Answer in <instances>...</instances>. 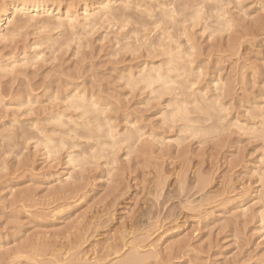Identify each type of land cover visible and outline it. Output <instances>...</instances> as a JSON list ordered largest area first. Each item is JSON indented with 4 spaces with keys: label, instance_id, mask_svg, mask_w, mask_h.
Listing matches in <instances>:
<instances>
[{
    "label": "rangeland",
    "instance_id": "rangeland-1",
    "mask_svg": "<svg viewBox=\"0 0 264 264\" xmlns=\"http://www.w3.org/2000/svg\"><path fill=\"white\" fill-rule=\"evenodd\" d=\"M39 1L50 14L14 9L0 32V264H264L259 161L251 148L241 154L238 138L202 150L144 123L111 177L86 159L73 173L61 150L75 143L84 155L78 124L97 111L123 108L118 123H136L133 69L187 64L205 72L197 89L224 80L255 96L264 88L259 9L249 18L231 0ZM65 16L78 17L75 29L60 26ZM37 143L61 154L49 162Z\"/></svg>",
    "mask_w": 264,
    "mask_h": 264
},
{
    "label": "clouds",
    "instance_id": "clouds-1",
    "mask_svg": "<svg viewBox=\"0 0 264 264\" xmlns=\"http://www.w3.org/2000/svg\"><path fill=\"white\" fill-rule=\"evenodd\" d=\"M227 7L249 18H253L251 8L257 7L259 18L264 20V0H231ZM20 15H24V12L21 11ZM131 71L133 76L137 71L140 75L130 84L128 99L131 101L143 96L140 108L135 110L138 112L136 123H118L117 116L124 111L123 108L93 113L91 125L87 122L78 124L82 135L76 139L78 142L83 141L81 148L84 149V155H80L75 143L68 145L62 149L64 164L73 173H78V163L86 159L93 172L103 169L111 177L117 164L123 162L118 161L119 153L131 149L129 136L140 135L144 123L162 129L165 133L174 129L179 134L177 140L180 143L196 141L202 150L218 149L227 139L236 137L241 142V154L251 148L252 155L259 161L253 175L259 182L258 204L264 208V88L259 91L253 89L255 96H252L246 90L236 92L230 81L221 80L197 89L196 85L206 79L205 72L192 73L187 64L179 72L171 68ZM177 109L180 110L179 115ZM149 113L154 115L149 116ZM100 143L105 145L103 150L92 147ZM37 147L47 152L49 162L61 154L42 143H37ZM90 147L92 150L88 151ZM261 216L264 217V212Z\"/></svg>",
    "mask_w": 264,
    "mask_h": 264
},
{
    "label": "bare ground",
    "instance_id": "bare-ground-1",
    "mask_svg": "<svg viewBox=\"0 0 264 264\" xmlns=\"http://www.w3.org/2000/svg\"><path fill=\"white\" fill-rule=\"evenodd\" d=\"M23 1V0H22ZM56 1V0H55ZM156 1V0H155ZM159 1V0H158ZM166 1V0H165ZM171 1V0H170ZM181 1V0H180ZM194 1V0H193ZM206 1H208V0H206ZM195 2H198L197 0L195 1ZM6 3V2H5ZM118 3V2H117ZM177 3V2H176ZM42 2H40L39 0H35L30 6H29V8H28V6L26 5V4H22L21 3V6H15V4L13 3V2H10V3H8V4H6V5H4L3 7L1 6V8H0V32L2 33L3 31H4V27L5 26H7V25H9L10 24V17L12 16V10H14L15 9V13H14V15L16 14V15H20V12L21 11H23L24 13L26 12V11H28V10H31L32 12H39V13H43V14H50V9L48 10L47 9V7H42ZM129 4V3H128ZM173 4V3H172ZM195 3H193V5H194ZM198 4V3H197ZM227 4H228V2H227ZM117 6H119L118 4H116ZM182 5V4H181ZM220 6H221V4H219ZM225 5V4H224ZM224 5H222V6H224ZM126 6V5H125ZM162 6V5H161ZM183 6V5H182ZM127 7V6H126ZM133 7V6H132ZM167 7V6H166ZM203 7V6H202ZM84 8V7H83ZM111 8V7H110ZM121 8V7H120ZM138 8V7H137ZM165 8V7H164ZM180 8V7H179ZM188 8H190V7H188ZM213 8V6H211V9ZM126 9V8H125ZM161 9V8H160ZM173 9H175V8H173ZM178 9V8H177ZM184 9V8H183ZM214 9V8H213ZM144 10V9H143ZM165 10V9H164ZM163 10V11H164ZM176 10V9H175ZM179 10V9H178ZM180 10H181V8H180ZM113 11V10H112ZM128 11V10H127ZM216 11V10H215ZM60 12V11H59ZM137 12H139V10L137 11ZM170 12H172V11H170ZM214 12V11H213ZM212 12V13H213ZM99 13V12H98ZM122 14H123V10H122V12H121ZM120 13V15L122 16V14ZM126 14H129V12L127 13V12H125ZM157 13V12H156ZM166 13V12H165ZM175 13V12H174ZM181 13H183V11L181 12ZM189 13V12H188ZM215 13V12H214ZM90 14V13H89ZM87 12H83V15L84 16H90V17H88V19H87V21H92L93 20V15L92 14H90L89 15ZM126 14H124V16H122V17H125V15ZM133 14V13H132ZM169 15H170V13H168ZM186 14V13H185ZM200 14V13H199ZM224 14V13H223ZM100 15V14H99ZM109 15V14H108ZM160 15V14H159ZM164 15V14H163ZM38 16V15H37ZM53 16V15H52ZM127 16V15H126ZM162 16V15H161ZM165 16V15H164ZM166 16H167V14H166ZM22 17V16H21ZM66 17V19H64V20H60V22H59V24H60V26L61 27H63V24H66L67 23V25H69L70 26V28H73V29H75V27H74V24L76 25V22H78V17H75V16H65ZM99 17V16H98ZM139 17V16H138ZM143 17V16H142ZM146 17H147V15H146ZM226 17H227V15H226ZM14 18V17H13ZM50 18H52V17H50ZM59 18V17H58ZM106 18H108V17H106ZM112 18V17H111ZM110 17L108 18V19H111ZM116 18V17H115ZM140 18V17H139ZM173 18H175V17H173ZM188 18V17H187ZM212 18V17H211ZM60 19V18H59ZM107 19V20H108ZM118 19V18H117ZM134 19V18H133ZM168 19V18H167ZM16 20V19H15ZM113 20V19H112ZM130 20V19H129ZM166 20V19H165ZM169 20H170V18H169ZM168 20V21H169ZM58 21V20H57ZM67 21V22H66ZM131 21V20H130ZM138 21H140V19L138 20ZM146 21H147V19H146ZM155 21V20H154ZM164 21V20H163ZM173 21H175V19L173 20ZM177 21V20H176ZM201 21V20H200ZM18 22V21H17ZM16 22V23H17ZM45 22V21H44ZM124 23H125V21H123ZM170 22H172V21H169V23ZM179 23H180V21H178ZM177 22V23H178ZM185 22V21H184ZM48 23V22H47ZM115 23V22H114ZM130 23V22H129ZM137 23V22H136ZM140 23V22H139ZM147 23H149V22H147ZM162 23V22H161ZM164 23H165V21H164ZM173 24H175L174 22H172ZM171 23V24H172ZM199 23V22H198ZM45 24V23H44ZM79 24V23H78ZM84 24V23H83ZM116 24V23H115ZM118 24V23H117ZM120 24V23H119ZM152 24V23H151ZM153 24H156V23H153ZM14 25H15V23H14ZM58 25V24H57ZM81 25V24H80ZM92 25V24H91ZM90 25V26H91ZM166 25H167V23H166ZM13 26V25H12ZM68 26V27H69ZM77 26V25H76ZM121 26V25H120ZM171 26V25H170ZM18 27V26H17ZM58 27V26H57ZM86 27V26H85ZM96 27V26H95ZM124 27V26H123ZM232 27V26H231ZM56 28V27H55ZM59 28V27H58ZM90 28V27H89ZM174 28H175V26H174ZM173 28V29H174ZM18 29V28H17ZM69 29V28H68ZM84 29V28H83ZM91 29V28H90ZM89 29V30H90ZM13 30V29H12ZM7 31V30H6ZM171 31V30H170ZM166 32V31H165ZM77 33V32H76ZM164 34V33H163ZM72 36H74V35H72ZM165 36V35H164ZM1 37H2V35H1ZM167 37V36H166ZM77 38V37H76ZM170 38V37H169ZM71 39V38H70ZM164 39V38H163ZM166 39V38H165ZM165 41V40H164ZM171 41V40H170ZM163 43V42H162ZM165 45V44H164ZM167 45H168V43H167ZM167 45H165L166 47H167ZM165 48V47H164ZM168 48V47H167ZM171 48V47H170ZM173 49V48H172ZM175 49V48H174ZM173 49V50H174ZM165 50V49H164ZM167 50V49H166ZM167 51H169V50H167ZM173 52V51H172ZM178 52V51H177ZM176 52V53H177ZM168 53V52H167ZM176 53H174V54H176ZM179 53V52H178ZM171 54V53H170ZM173 54V55H174ZM167 56H168V54H167ZM172 56V54L170 55V57ZM169 57V56H168ZM182 57V56H181ZM175 58H177V57H175ZM169 59V58H168ZM177 62V61H176ZM169 64V63H168ZM174 70H176V69H174ZM136 78V77H135ZM149 79H151V77H148V80ZM150 81V80H149ZM80 92V91H79ZM75 93H76V91H75ZM73 97V96H72ZM75 97V96H74ZM73 97V98H74ZM84 97V96H83ZM92 98V97H91ZM37 99V98H36ZM70 99V98H69ZM90 99V98H89ZM73 100V99H72ZM93 100V99H92ZM66 101V100H65ZM89 103H91V102H89ZM86 105V104H85ZM91 108V107H90ZM101 108V107H100ZM99 108V109H100ZM77 110V109H76ZM87 110H89V108L87 109ZM104 110V109H103ZM103 110H102V112H103ZM90 111V110H89ZM80 112V111H79ZM101 112V111H100ZM63 113V112H62ZM89 114H91V113H89ZM59 115V114H58ZM82 115V114H81ZM59 118H62V117H60L59 116ZM58 118V119H59ZM50 119H52V118H50ZM49 119V120H50ZM57 119V118H56ZM67 119V118H66ZM49 120H47V121H49ZM90 121H91V119H89ZM63 123V122H62ZM93 123V122H92ZM91 122H90V125L92 124ZM60 124V123H59ZM37 125V124H36ZM62 125V124H61ZM65 125V124H64ZM68 125H69V123H68ZM35 126V125H34ZM39 126V125H38ZM59 126V128L61 127L60 125H58ZM40 127V126H39ZM56 127V126H55ZM35 129V128H34ZM37 129H38V127H37ZM61 129H62V127H61ZM63 129H67L65 126H64V128ZM70 130V129H69ZM77 130H79V129H77ZM39 131V130H38ZM44 131H45V129H44ZM64 131H66V130H64ZM81 131V130H80ZM37 132V131H36ZM48 132V131H47ZM52 132V131H51ZM54 132V131H53ZM79 132V131H78ZM40 133V132H39ZM38 133V134H39ZM46 135H47V133H45ZM59 134V133H58ZM74 134V133H73ZM78 134H80V133H78ZM40 135V134H39ZM62 136H64V135H62ZM61 136V137H62ZM78 136V135H77ZM39 138V137H38ZM37 138V139H38ZM50 138V137H49ZM57 138V137H56ZM60 138V137H59ZM36 139V138H35ZM53 139V138H52ZM51 139V140H52ZM55 139V138H54ZM62 139V138H61ZM129 139V138H128ZM51 140H48L47 142H50ZM67 141V140H66ZM70 141H71V139H70ZM42 142V141H41ZM52 142H54V141H51L50 143H52ZM62 142V141H61ZM134 142H135V140H134ZM45 143V142H44ZM49 143V144H50ZM55 143V142H54ZM56 143H58V141L56 142ZM63 143V142H62ZM50 145H52V144H50ZM58 145V144H57ZM56 145V146H57ZM64 145V144H63ZM55 146V145H54ZM53 146V147H54ZM64 146H66V144L64 145ZM67 146H68V144H67ZM51 147V146H50ZM53 147H51L53 150H55ZM60 147V146H59ZM64 148V147H63ZM62 150V149H61ZM60 151V150H59ZM133 261V260H132Z\"/></svg>",
    "mask_w": 264,
    "mask_h": 264
},
{
    "label": "snow or ice",
    "instance_id": "snow-or-ice-1",
    "mask_svg": "<svg viewBox=\"0 0 264 264\" xmlns=\"http://www.w3.org/2000/svg\"><path fill=\"white\" fill-rule=\"evenodd\" d=\"M178 114V113H177Z\"/></svg>",
    "mask_w": 264,
    "mask_h": 264
}]
</instances>
